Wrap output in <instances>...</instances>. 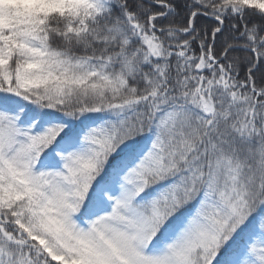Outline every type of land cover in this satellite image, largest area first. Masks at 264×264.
I'll return each instance as SVG.
<instances>
[{
  "label": "snow or ice",
  "instance_id": "1",
  "mask_svg": "<svg viewBox=\"0 0 264 264\" xmlns=\"http://www.w3.org/2000/svg\"><path fill=\"white\" fill-rule=\"evenodd\" d=\"M0 264H264V0H0Z\"/></svg>",
  "mask_w": 264,
  "mask_h": 264
}]
</instances>
